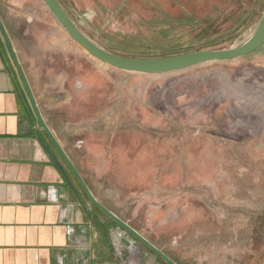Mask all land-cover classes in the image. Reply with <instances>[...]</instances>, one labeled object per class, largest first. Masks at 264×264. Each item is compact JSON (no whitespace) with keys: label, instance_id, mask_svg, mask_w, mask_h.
Returning a JSON list of instances; mask_svg holds the SVG:
<instances>
[{"label":"rangeland","instance_id":"rangeland-1","mask_svg":"<svg viewBox=\"0 0 264 264\" xmlns=\"http://www.w3.org/2000/svg\"><path fill=\"white\" fill-rule=\"evenodd\" d=\"M58 1L92 42L141 58L236 47L264 12V0ZM0 14L99 202L176 264H264V44L137 73L89 55L42 0H0ZM114 228L125 264H167Z\"/></svg>","mask_w":264,"mask_h":264},{"label":"crops","instance_id":"crops-1","mask_svg":"<svg viewBox=\"0 0 264 264\" xmlns=\"http://www.w3.org/2000/svg\"><path fill=\"white\" fill-rule=\"evenodd\" d=\"M24 62L0 14V264H121L119 226L90 201L42 128L39 117L59 145Z\"/></svg>","mask_w":264,"mask_h":264},{"label":"water","instance_id":"water-1","mask_svg":"<svg viewBox=\"0 0 264 264\" xmlns=\"http://www.w3.org/2000/svg\"><path fill=\"white\" fill-rule=\"evenodd\" d=\"M46 7L50 10L52 15L58 21V23L64 28L67 34L72 40H74L79 46H81L89 55L95 59L106 63L112 67L123 71L137 72V73H160V72H170L175 70H180L193 66L196 64L210 62V61H224L235 59L240 56H245L257 51L264 44V12L258 22L257 31L255 36L246 45H238L236 47H231L227 49H212V50H193L186 51L169 56H161L154 58H141V57H128L118 55L109 52L102 47L98 46L96 43L88 39L74 24V22L69 18L65 10L62 8L58 0H42ZM33 104L34 101L32 100ZM35 106V105H34ZM39 122L42 128L45 130L52 143L56 149L61 154L62 158L72 171V173L77 178L82 189L85 191L86 195L90 201L97 206L103 213H105L114 222L120 225L124 230L134 236L138 241L144 244L167 264H176L165 254L160 252L155 246L143 238L140 234L130 228L124 221L113 214L110 210L101 205L90 193L86 184L82 178L77 173L76 169L69 162L63 151L60 149L59 145L55 141L54 137L51 135L48 128L43 124L39 117Z\"/></svg>","mask_w":264,"mask_h":264},{"label":"bare ground","instance_id":"bare-ground-1","mask_svg":"<svg viewBox=\"0 0 264 264\" xmlns=\"http://www.w3.org/2000/svg\"><path fill=\"white\" fill-rule=\"evenodd\" d=\"M88 14V13H87ZM258 25V24H257ZM256 31H257V26L254 28V30L251 32V33H249V35H247V38L246 39H244L241 43H240V45H246L247 43H249L250 41H251V39L255 36V34H256ZM149 242V241H148ZM160 251V250H159ZM161 252V251H160Z\"/></svg>","mask_w":264,"mask_h":264},{"label":"flooded vegetation","instance_id":"flooded-vegetation-1","mask_svg":"<svg viewBox=\"0 0 264 264\" xmlns=\"http://www.w3.org/2000/svg\"><path fill=\"white\" fill-rule=\"evenodd\" d=\"M117 224V223H116ZM118 225V224H117ZM119 227H121L120 225H118ZM122 228V227H121ZM123 229V228H122ZM134 237V236H133ZM154 246V245H153ZM154 253V252H153ZM164 254V253H163ZM118 258L121 264H125V258H124V254L123 252H120L118 254ZM169 258V257H168Z\"/></svg>","mask_w":264,"mask_h":264},{"label":"trees","instance_id":"trees-1","mask_svg":"<svg viewBox=\"0 0 264 264\" xmlns=\"http://www.w3.org/2000/svg\"><path fill=\"white\" fill-rule=\"evenodd\" d=\"M196 50H200L199 48H197ZM173 55V54H172Z\"/></svg>","mask_w":264,"mask_h":264}]
</instances>
